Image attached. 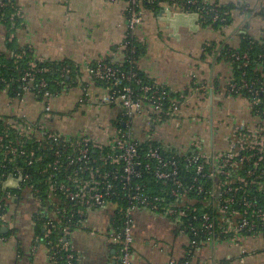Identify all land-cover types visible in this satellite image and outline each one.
<instances>
[{
    "label": "built area",
    "instance_id": "1",
    "mask_svg": "<svg viewBox=\"0 0 264 264\" xmlns=\"http://www.w3.org/2000/svg\"><path fill=\"white\" fill-rule=\"evenodd\" d=\"M140 1L128 0L125 55L130 50L136 54L128 38L144 20ZM247 1L239 0L246 12ZM175 8L185 14L197 13L203 22L214 24H224L232 15L208 0H178ZM262 9L258 7L251 13L257 15ZM0 23L10 26L11 33L8 30L5 39L15 42L23 25L15 0H0ZM225 57L241 63L242 69L250 64L247 53L228 52ZM124 64L97 62L88 69L94 81L107 85L106 104L119 111L110 127L99 126L103 139L87 133L70 135L48 130L44 123L31 120L21 110L12 116L0 113V231L6 226L10 209L31 202L38 212L37 220L46 233L45 238L49 239L46 244L49 257L58 264H78L77 252L69 238L75 229L87 227L92 212L110 214L106 238L116 248L111 264H133L134 215L138 210L171 219L180 235L189 237L191 251L187 259L181 263L171 260L169 264H198L196 252L207 244L229 242L241 247L244 240L264 237V106L261 98L264 83L246 79L245 73L240 81L234 77L228 83V95L248 94L253 120L238 123L231 129L224 138L225 149L209 151L206 140L193 137L190 144L180 150L171 144L173 137L185 126L194 127L202 121L201 116L188 118L183 114L188 89L173 91L157 82L145 81L140 76L139 66L125 70ZM30 66L22 76L23 86L16 96L9 95L10 85L5 79L0 80L6 86L0 95L23 101L31 94L49 102L71 87L70 82L59 81L62 90L56 95L49 88L50 82L40 78L36 83L37 91L32 92L37 75L50 70L34 63ZM69 73L63 69L61 76ZM198 89L206 92V86ZM199 103L205 105L203 101ZM81 106H86V102L81 101ZM43 117L46 120L55 117L49 103ZM38 137L47 138V149L55 157L50 168L58 173H72L64 182L51 174L47 200L40 197L38 190L34 191L31 176L26 173L27 167L43 161L41 156L29 154V142ZM10 178L18 189L5 188ZM60 193L64 201L56 198ZM45 202L49 203L47 208H44ZM44 210L51 214L46 220H43ZM91 234L96 235L97 230L93 229ZM52 236L55 240L50 239ZM3 240L0 233V241ZM39 241L43 240L38 237ZM247 254V250L242 249L241 264L245 263ZM231 261L228 259L225 264Z\"/></svg>",
    "mask_w": 264,
    "mask_h": 264
},
{
    "label": "crops",
    "instance_id": "2",
    "mask_svg": "<svg viewBox=\"0 0 264 264\" xmlns=\"http://www.w3.org/2000/svg\"><path fill=\"white\" fill-rule=\"evenodd\" d=\"M15 1L23 16L15 45L28 51L36 64L66 63L75 73L68 78L71 87L49 102L31 94L23 101L0 95V113L12 116L21 110L31 120L44 123L48 130L70 135L87 133L103 139L99 126L110 127L119 111L106 104L108 87L94 81L88 69L108 60L125 63L128 0ZM171 1L163 8L178 12L175 8L178 0ZM208 1L216 7L233 6L229 25L215 27L201 20L199 32L181 28L180 38L176 39L171 37L168 25L158 19L159 12L148 11L140 3L144 20L133 33L143 46L139 70L149 80L173 91L188 89L183 114L188 118L202 117L199 124L185 126L170 141L180 150L193 137L206 140L209 151L223 150L224 138L231 129L253 120L247 98L227 94L235 66L224 51L240 50L247 36L257 41L264 39V18L251 13L258 7L264 8V0H248V12L239 5V0ZM6 34L7 28L0 23V54L13 56ZM202 85L206 86V92L198 89ZM81 101L86 106H81ZM47 103L55 116L48 120L43 117ZM37 213L31 202L10 209L6 226L0 231L4 237L0 241V264H58L50 259L48 247L42 241L37 242L41 226ZM110 221L107 212H92L87 227L72 232L69 241L77 252L78 264H111L116 248L106 238ZM93 229L97 230L96 235L91 234ZM133 233V264H169L171 260L181 263L191 251L189 237L180 235L174 221L148 210L135 213ZM242 249L248 252L244 264H264V237L244 240L241 247L229 242L204 245L196 252V260L198 264H225L231 259L230 264H241Z\"/></svg>",
    "mask_w": 264,
    "mask_h": 264
},
{
    "label": "trees",
    "instance_id": "3",
    "mask_svg": "<svg viewBox=\"0 0 264 264\" xmlns=\"http://www.w3.org/2000/svg\"><path fill=\"white\" fill-rule=\"evenodd\" d=\"M152 1V2H150ZM141 5L148 11H151L153 13H158L166 3H172L171 0H141L140 1ZM216 7V6H214ZM219 8L222 11H227L232 13L233 11V6L232 7H216ZM259 16L264 18V8L263 10L258 14ZM231 14L227 17V22L224 24H214L211 22H207L210 25L213 24L215 27H221V26H226L230 24L231 21ZM7 28V34L8 30L9 33H11L10 26L6 24L5 26ZM14 32V31H13ZM6 34V35H7ZM9 35V34H8ZM128 41L131 43V48L134 47L136 50V54L133 55L131 53V50L126 54V60H125V70L131 69L133 66H139L138 61L141 56L143 46L138 42L137 37L135 34L131 35L128 38ZM15 45L14 42L10 43L11 45V53L13 56H8L5 54H0V80L5 79L8 84L10 85L9 88V95L11 97H14L17 95V93L21 90V86H23L22 82V76L24 73L30 69V64L35 61L32 59L30 56V53L28 51H25L21 48H18L17 45ZM225 55L228 52H236L240 54H245L247 53L250 57V64L247 68H241L240 65L241 63H235L232 62L235 66V78L240 81L243 76L242 74L245 73V78L248 80H259L260 82L264 83V39L262 40H255L254 38H251L249 36L243 38L242 46L240 50H225ZM105 63L111 64L110 60L108 61H103ZM36 64V63H35ZM97 63L93 64L92 66L96 65ZM36 65H38L39 68H45L49 69L50 72L43 74V75H37L36 81L34 84H32V92H36L37 90V85L36 83L39 81L40 78H45L47 81L50 82V90L55 93L56 95L60 93L62 88L59 86L58 82L59 81H65L66 83L70 82L68 80L69 77L74 76V68L72 66H69L66 63H41L38 62ZM65 69L66 71H70L68 75L65 77L61 76V71ZM140 76L145 80V81H150V82H155L152 80H149L140 70H139ZM98 82V81H97ZM101 83V82H99ZM106 85V84H105ZM107 86V85H106ZM5 84H2L0 82V92L5 89ZM174 94L172 95V97ZM245 97L248 96V94L244 95ZM263 100V106H264V95L261 97ZM36 139H40V142H38ZM46 137H38L35 138L34 140L29 142V154L34 153L35 157L41 156L43 158L42 162H36L34 163L33 167H27L26 168V173L31 176L30 180V185H33L34 191L38 190L40 193V197L43 198L44 200H47L50 196L48 193V181L50 180L51 174H54L56 179L59 181H67L68 180V175L72 173L68 172H55L50 168V164H53L55 161V157L52 155L51 152L47 149L48 147V142H47ZM73 172V171H72ZM14 192H19L16 190H13ZM18 194L21 195V192ZM57 199L64 201V196L60 193L56 196ZM48 202H45V207L48 206ZM45 213V210L43 211ZM46 215L43 216V220H46L48 216H50V211L49 213L46 211ZM43 223V222H42ZM38 237L43 240L42 242L46 245L49 241V239L45 238V231L44 229L40 226L38 227L37 230ZM55 236H52L50 239L55 240ZM48 246V245H46Z\"/></svg>",
    "mask_w": 264,
    "mask_h": 264
},
{
    "label": "water",
    "instance_id": "4",
    "mask_svg": "<svg viewBox=\"0 0 264 264\" xmlns=\"http://www.w3.org/2000/svg\"><path fill=\"white\" fill-rule=\"evenodd\" d=\"M158 19L168 25V28L172 30L171 37L179 39L180 29L186 28L193 33H197L200 30L199 23L201 22L200 15L197 13L185 14L182 12H176L172 9L162 8L158 15ZM18 189L17 184H13L11 178L7 181L5 188Z\"/></svg>",
    "mask_w": 264,
    "mask_h": 264
}]
</instances>
